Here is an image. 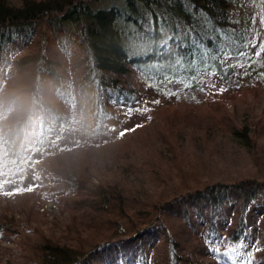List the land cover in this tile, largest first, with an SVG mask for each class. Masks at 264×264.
<instances>
[{
  "label": "trees",
  "instance_id": "16d2710c",
  "mask_svg": "<svg viewBox=\"0 0 264 264\" xmlns=\"http://www.w3.org/2000/svg\"><path fill=\"white\" fill-rule=\"evenodd\" d=\"M244 1L0 0V243L20 264H264V174L205 164L217 132L252 150L264 127V106L235 111L260 50ZM39 194L61 228L29 226Z\"/></svg>",
  "mask_w": 264,
  "mask_h": 264
},
{
  "label": "rangeland",
  "instance_id": "374dc122",
  "mask_svg": "<svg viewBox=\"0 0 264 264\" xmlns=\"http://www.w3.org/2000/svg\"><path fill=\"white\" fill-rule=\"evenodd\" d=\"M261 1L262 0H245L241 9H239V14L249 26L253 43L258 41L260 46V50L258 51L260 54L257 55V59L255 57L250 63L241 67L244 73V84L242 90L235 95L237 98L235 111L241 118V110L246 107L244 104H241L244 103V101L249 104H255L256 114L261 112L264 106V12L261 7ZM247 84H256L258 87H251V85L247 86ZM256 89H259V94H256ZM190 99L191 97L189 95L181 93L176 95L173 105L180 110L186 108L184 103L189 105L187 108H197L200 112L201 110H207L206 108H199L201 103H197L194 100L191 101ZM165 103L167 102H161V105ZM249 118L250 117L246 120H250ZM258 131V140L252 150L249 148V144L247 145L248 142L245 138L242 137L217 132L216 139L210 138V144L208 145V149L210 150L205 154L207 156L205 164L206 171L209 172L213 180L217 181L225 178H238L241 176L253 175L258 170L264 174V127ZM190 135L191 132L189 130L185 136L183 146L189 145ZM22 198L23 193L18 192L10 195V197H7L5 200L6 202L10 200L9 202L12 205H16L18 203L23 204ZM5 200L3 199L1 201L2 205L5 204ZM36 201L39 202L36 208L28 210V215L30 216L29 226L34 227L37 225L44 232L54 225L57 226V228H61L63 218L65 217L62 205L56 199L42 194H39ZM34 202L35 197L30 196L28 205L32 207ZM33 214H35V218H32ZM23 215V213L15 212L14 215H12L14 223L22 232L30 233L28 222H26V218ZM0 257H6L11 264H20L19 262L21 261L18 259L19 250L14 243H0ZM22 264L29 263L22 262Z\"/></svg>",
  "mask_w": 264,
  "mask_h": 264
},
{
  "label": "snow or ice",
  "instance_id": "6c2138e0",
  "mask_svg": "<svg viewBox=\"0 0 264 264\" xmlns=\"http://www.w3.org/2000/svg\"><path fill=\"white\" fill-rule=\"evenodd\" d=\"M256 54L259 55L260 53L257 52ZM240 55H244V53L242 52V53H240ZM210 243H211V241H210ZM217 251H218V249H217Z\"/></svg>",
  "mask_w": 264,
  "mask_h": 264
}]
</instances>
